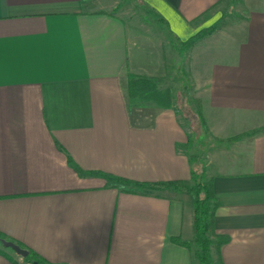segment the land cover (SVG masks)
I'll return each mask as SVG.
<instances>
[{"label": "crops", "instance_id": "crops-1", "mask_svg": "<svg viewBox=\"0 0 264 264\" xmlns=\"http://www.w3.org/2000/svg\"><path fill=\"white\" fill-rule=\"evenodd\" d=\"M131 77L155 79L171 107H132ZM198 132L231 239L222 262L264 264V0H0L6 240L47 264H197L172 242H193L192 196L110 178L190 180ZM0 264L26 263L4 250Z\"/></svg>", "mask_w": 264, "mask_h": 264}, {"label": "trees", "instance_id": "trees-1", "mask_svg": "<svg viewBox=\"0 0 264 264\" xmlns=\"http://www.w3.org/2000/svg\"><path fill=\"white\" fill-rule=\"evenodd\" d=\"M215 30L216 28H211L200 32L184 43L183 47H185V50L192 48L199 41L209 37ZM128 94L132 107L141 106L143 104H157L163 108H170L173 103L171 92L168 90H161L158 82L152 78L131 77L128 83ZM240 138H242V136L232 138L231 140ZM191 159L194 170L191 179L188 181L148 184L113 177L110 178V182L113 184V187L122 188L128 193L151 194L169 191L192 196L194 198L193 242H186L182 238H173L172 242L190 249L197 264H223L220 250L224 245H227L231 239L229 236L220 235L216 231V216L220 208V203L215 195L214 183L212 179L207 180V167L204 165L203 170L199 172V169L195 167L199 168L200 165H198L194 157ZM0 238L7 239L1 234ZM213 249L217 251V261H214L212 258ZM2 251H4V249L0 248V252ZM24 262L31 264L35 262L47 264L37 254L31 251Z\"/></svg>", "mask_w": 264, "mask_h": 264}, {"label": "rangeland", "instance_id": "rangeland-1", "mask_svg": "<svg viewBox=\"0 0 264 264\" xmlns=\"http://www.w3.org/2000/svg\"><path fill=\"white\" fill-rule=\"evenodd\" d=\"M146 15L148 16L149 19H147V18H145V17H142V16H141V18H142L144 21H148L152 27H153L154 25H156V24H155L156 22H154L155 19L153 18V15H152V14H149V13H146ZM179 69H180V71L182 72L183 75H184V74H185V75H188V78H190V77L192 76V73H193L192 70L188 69V71L186 70V73H185V71H184V72L182 71V68H181V67H180ZM173 74H174V76L176 75L175 70L172 71V75H173ZM189 74H190V75H189ZM180 85H181V84H180ZM180 85H178L177 87L179 88ZM183 86H184V84H183ZM189 88H190V87H189ZM181 90H183V89H181ZM181 90H180V91H181ZM184 95H185V98L187 97V98L190 100V98L188 97V95H190V93H186V92H185ZM193 115L196 116V114H193ZM188 117H189L190 121L195 122L196 117L192 116L191 113H189V116H188ZM204 136H206V135H205V133H203V132H198V133H196V134H194V135L192 136V138H193L192 141H193L194 147H195V148L197 147V150H199V151H198L199 153L197 154V156L194 157V159L196 160V162H198V165H200V167L198 166L199 168L195 167L196 169H199V172L202 171L203 168H204V165L206 166V164H207L206 159L203 157V153H205V152L208 150L209 146L206 145L205 143H203L201 137H204ZM190 148H192V146H191ZM206 177H207V180H210L209 177H208L207 171H206ZM0 248L4 249V248L2 247V245H0ZM4 250H7L9 253L13 254L15 257H18V256L16 255V253H15L14 251H12L11 249H4ZM217 256H218L217 251H216V249H214V251H213V253H212V258H213L214 261H217ZM18 258H19V257H18Z\"/></svg>", "mask_w": 264, "mask_h": 264}, {"label": "water", "instance_id": "water-1", "mask_svg": "<svg viewBox=\"0 0 264 264\" xmlns=\"http://www.w3.org/2000/svg\"><path fill=\"white\" fill-rule=\"evenodd\" d=\"M0 245H2L4 249H11L16 253L18 257L22 258L23 260L27 259L28 256L30 255V252L28 250L23 249L19 245L11 241H8L6 239L0 238ZM34 264H39V263L35 262Z\"/></svg>", "mask_w": 264, "mask_h": 264}, {"label": "built area", "instance_id": "built-area-1", "mask_svg": "<svg viewBox=\"0 0 264 264\" xmlns=\"http://www.w3.org/2000/svg\"><path fill=\"white\" fill-rule=\"evenodd\" d=\"M26 264H31V263H26Z\"/></svg>", "mask_w": 264, "mask_h": 264}]
</instances>
